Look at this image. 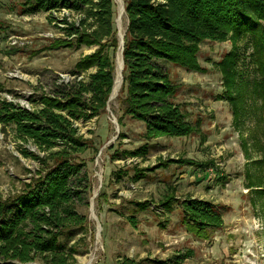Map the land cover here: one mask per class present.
<instances>
[{"label":"rangeland","instance_id":"374dc122","mask_svg":"<svg viewBox=\"0 0 264 264\" xmlns=\"http://www.w3.org/2000/svg\"><path fill=\"white\" fill-rule=\"evenodd\" d=\"M113 1L115 75L128 19L125 11L119 17L118 1ZM26 4L0 0V100L9 95L24 108H36L40 95L74 80L76 63L96 47L48 49L64 36L61 20H77L78 15L61 7L30 14ZM237 47V81L247 82L239 115H234L236 103L218 67L233 42L205 40L197 54L201 71L170 66L174 100L195 128L190 135L146 139L144 125L124 114L123 81L104 113L76 122L87 148L74 161L83 165L91 188L88 203L75 206L87 217L72 242L79 250L75 264H158L176 255L181 264H264V167L259 163L264 160V109L250 94L257 77L250 61L251 37ZM145 146L147 153L131 154ZM21 148L44 156L32 142L17 140L12 126L0 124V193L5 198L21 193L43 167ZM189 198L220 207L222 227L199 231L186 223L180 205ZM165 200L171 212H163ZM136 204L147 209L137 210Z\"/></svg>","mask_w":264,"mask_h":264},{"label":"trees","instance_id":"16d2710c","mask_svg":"<svg viewBox=\"0 0 264 264\" xmlns=\"http://www.w3.org/2000/svg\"><path fill=\"white\" fill-rule=\"evenodd\" d=\"M26 7L30 14L61 7L78 15L77 20H61L58 27L64 36L48 49H96L76 63L72 82L55 84L51 93L40 95V106L34 110L0 100V124L12 126L17 140L32 142L44 153L35 155L21 148L25 157H33L43 166L38 179L9 198L0 193V264L36 260L75 264L79 250L72 242L87 222L75 206L88 203L91 188L83 165L74 161V156L87 148L76 122L104 113L112 92L118 49L114 1L27 0ZM125 12L123 111L144 125L146 139L185 137L195 131L187 113L174 100L176 86L170 66L201 71L197 54L205 40L233 42V50L218 67L229 98L236 103L234 115H239L247 82L237 81V44L251 37L250 61L256 66L257 77L250 94L262 101L264 109V0H125ZM87 72V78L80 77ZM141 152L147 153V147L131 154ZM259 163L264 167V160ZM160 205L164 213L172 211L168 200ZM136 207L147 209L143 204ZM180 210L184 221L199 231L220 228L224 223L221 208L208 200L186 199ZM129 219L136 226L135 218ZM182 260L176 255L158 264H181Z\"/></svg>","mask_w":264,"mask_h":264},{"label":"bare ground","instance_id":"6f19581e","mask_svg":"<svg viewBox=\"0 0 264 264\" xmlns=\"http://www.w3.org/2000/svg\"><path fill=\"white\" fill-rule=\"evenodd\" d=\"M119 4V17L121 18L124 14V3L121 0H117ZM121 36H123V31H121ZM123 60H122V50L118 52L117 55V66H116V71L114 75V87H113V93H112V98H115L119 88L121 87L122 81H123ZM98 189L95 190V194Z\"/></svg>","mask_w":264,"mask_h":264},{"label":"built area","instance_id":"2783aa9c","mask_svg":"<svg viewBox=\"0 0 264 264\" xmlns=\"http://www.w3.org/2000/svg\"><path fill=\"white\" fill-rule=\"evenodd\" d=\"M1 100H5V101H7L9 103H13V104L17 105L18 107H20L22 109H25V110H28V111L34 110V108H29L28 106L24 108L23 106L18 105L17 102H15V100L11 96H9V95H6L5 96V99L2 98ZM5 193H7V190L5 191ZM1 194H2L3 197L5 196V194H3L2 192H1ZM4 199H5V197H4ZM30 264H32V263H30Z\"/></svg>","mask_w":264,"mask_h":264},{"label":"water","instance_id":"95a60500","mask_svg":"<svg viewBox=\"0 0 264 264\" xmlns=\"http://www.w3.org/2000/svg\"><path fill=\"white\" fill-rule=\"evenodd\" d=\"M124 11H125V10H124ZM120 46H121V50H122V52H123V46H124V35L121 36ZM122 60H123V56H122ZM123 65H124V62H123ZM112 90H113V88H112ZM111 94H112V92H111ZM111 94H110V97H109L108 101L111 99Z\"/></svg>","mask_w":264,"mask_h":264}]
</instances>
